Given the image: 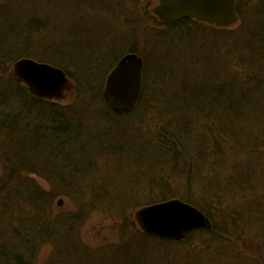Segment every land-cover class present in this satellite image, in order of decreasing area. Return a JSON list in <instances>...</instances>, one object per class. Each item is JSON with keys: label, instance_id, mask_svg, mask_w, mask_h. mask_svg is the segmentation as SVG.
<instances>
[{"label": "trees", "instance_id": "1", "mask_svg": "<svg viewBox=\"0 0 264 264\" xmlns=\"http://www.w3.org/2000/svg\"><path fill=\"white\" fill-rule=\"evenodd\" d=\"M87 1L78 0V5ZM110 1L94 3L101 10L103 4L113 6L112 17L119 19L125 0ZM4 2L0 0V136L5 139L0 143V157L6 166L0 178V228L7 229L1 231L5 236L0 241V264H34L38 241L53 230L54 237L75 232V220L70 218L73 214L81 217L87 201L92 206H110L107 208L113 211L112 206L125 202L145 206L179 198L210 219L209 230H195L179 240L160 239L139 230L132 245L137 253L142 247L147 256L132 259L131 264H168L169 258L180 264H247L243 247L264 248V0H237L240 23L228 34L216 29L212 35L200 21L180 18L162 22L148 15L142 0H127L134 28L141 24L155 28L144 40V48L151 46L152 53L141 54L145 60L141 95L127 115L114 112L103 97L104 79L125 53H109V43L104 48L102 42L97 46L85 38L79 18L77 25H70V44L75 48H67L63 54L55 51L53 57L43 60L75 80L80 94L72 107L35 94L18 76L7 79L11 63L36 59L29 41L17 47L18 38L27 40L36 31L44 32L48 21L33 24V18L39 17L35 13L24 16V20L16 14L9 17ZM143 14L155 25L143 23ZM98 15L99 19L105 16ZM192 32L195 35L190 39L183 37ZM176 33V39L168 41L169 49L163 48V37ZM197 41L203 52L201 61H188L180 53H188ZM209 43L214 48L211 59L206 57ZM15 48L24 51L14 53ZM136 48L132 45L128 52ZM66 57L76 65L77 77L63 66ZM73 60H86L84 70L79 71ZM190 65L193 70L183 72ZM99 72L106 75L93 91L90 83L99 78ZM147 80H151L149 88ZM135 119L145 123L140 129L153 122L141 138L133 133L137 129L131 121ZM123 122L127 127L122 128ZM151 144L160 150L151 153ZM122 176H131L127 194L116 181ZM35 177L42 178L48 188ZM59 192L74 195V207L78 204L79 209L71 214L56 211L54 202ZM86 193L89 196L82 202L81 195ZM20 218L33 231L12 225L20 224ZM61 243L66 246L65 237ZM150 243L153 251L160 249L158 255L150 254ZM173 243L185 248L184 258L162 249ZM123 253L127 259V252Z\"/></svg>", "mask_w": 264, "mask_h": 264}, {"label": "rangeland", "instance_id": "2", "mask_svg": "<svg viewBox=\"0 0 264 264\" xmlns=\"http://www.w3.org/2000/svg\"><path fill=\"white\" fill-rule=\"evenodd\" d=\"M91 1L92 2H89L88 0L87 3L82 6V4L78 5V0H5L3 4V9L4 11H6L7 16L13 17V15L16 14V15H19V17L22 18L23 20H24V16L26 15L30 16L33 13H35L39 17L38 19L33 18V24H38L39 21L41 22L44 19L45 21L46 20L48 21V23L46 21L47 24L45 25L44 32L40 30L36 31L33 34V36L30 38H27V40H26V37H23V38L19 37L18 39H20V42L16 43L17 47H21L24 44V42L29 41L31 45L30 47L34 51L32 53H34L35 58H36L34 59L38 62L48 63V61H43V60L45 59L49 60L47 56L50 55V57H53L54 55L53 53H55V51L58 54H63V52L68 51L67 48H70V50L75 48L74 46L70 44L71 42L70 35L72 34V29L70 25H72V28H73L75 25H77L76 22H78L79 20H81L82 28H84L82 31L84 37L88 39L90 38L91 40H93L94 43L96 42L95 45L97 46H98V41L100 43L102 42L103 44L102 46L104 48L105 47L107 48V45L109 43L110 46L112 45L111 51H110V48L107 49L109 53L114 52L115 55L120 54V53L121 55L122 53H136L139 56H141V54L143 55L144 53H147L148 55L152 53L151 49L153 48L151 46L144 48V40H145V37H149V35L151 34L152 31L150 29L153 30L155 28L154 27L149 28L147 26L144 27V24H141L142 26L138 25L137 28H134L135 25H131V18L128 16L131 11V3H127V0H125V2L123 1V4L121 3L122 7L120 9L119 19H116L115 18L116 15L112 17V11L115 10L113 9V6L111 5L106 6L105 4H103L104 6L102 5L101 6L104 7V9L102 8L101 10L100 5H97V3H94L95 0H91ZM156 2L157 0H142L141 2L142 7L145 10H147L148 8V15L150 14V15L155 16L151 11V7ZM143 8H142V11H144ZM100 11H103L104 13H101ZM93 13L95 15L94 17L92 16ZM98 14H105V16H103L104 18L99 19L100 17ZM143 15H144L142 18L144 20L143 23L155 25V22L152 21V18L149 19L147 14H143ZM111 18L115 22H113ZM73 22L75 25L73 24ZM201 23H203V27L207 34L208 33L214 34L216 32V29H218L219 31L224 29L225 33H227V31H230L232 30V28L236 27L240 23V21L238 19V22L236 24L229 26V27H216L212 24H208L205 22H201ZM33 28H37V27H33ZM194 35H195V32H192L191 35H185L183 37L186 39H190ZM176 37H177V33L173 34V36H169L168 34H166L163 37L166 40V43L163 42V48L169 49V44H170V42L168 43L169 39L172 38V41H174ZM150 42L152 43V41ZM132 45L137 47L136 48L137 51L133 50V51L128 52L129 48L131 49ZM172 47L175 48L174 45H172ZM96 49L97 47H95L94 51H97ZM125 49L126 51L124 52ZM10 50L8 52H10ZM21 51H24V48H15L14 53H18ZM107 51H104V52H107ZM206 51H208L206 57L208 56L211 59V55L213 56V52H214V48L211 43L207 45ZM173 53H175L176 55L175 51H173ZM201 53L203 52H201V49L199 48V43L197 41V44L193 48H191V50L188 53H180V54L184 58L188 57V61L194 60V61L200 62ZM68 60L69 59L67 57L62 60L63 66L65 67L67 73L71 74V76L73 75V77H77L76 75H78L77 73L78 69L76 65L74 66V64H72V62ZM73 62L77 63L79 67V71L84 70V67H85L84 62H86V60L85 61L73 60ZM144 62L145 60L143 59V63ZM148 62L150 64L153 63V61H150V58ZM95 63H97V61H95ZM112 63H110V65ZM13 67H14V63H11L9 65V68L7 69L8 71L7 79H9V77L12 78V76L16 78V76H14V73H13L14 72ZM108 68L109 67H107V69ZM96 69L97 68L93 67L94 73H97V71H95ZM192 70H193V67L190 65L186 67L183 72H190ZM98 75H99V78L98 76H96L92 80L93 82L90 83L91 89L93 88L92 89L93 91L98 90L99 88L98 82L99 83L101 82L103 75H106V73L99 72ZM105 79L103 82V88L105 86ZM146 85L149 88L151 86V80H147ZM79 94H77L75 80L69 79L65 87L61 89V96L59 97L54 96L50 99H53L51 101H54L58 105H61V106L64 105V107L66 106L72 107L77 102L76 96H78ZM76 107H79V111L82 110L81 106L76 105ZM130 112L123 114V115H127ZM131 117H136V116L131 115ZM118 121L119 120H116L115 122H118ZM131 122L133 123V127L137 129L133 133L135 135H140V138L142 134L147 132L146 129L149 130V128L152 127L153 125V122L150 121L149 123H146V126L144 125L146 129H143V128L140 129L139 127L145 123L139 124L137 123L139 121L136 122V119ZM121 123L122 121L120 122V124ZM95 126H96L95 123H93V128ZM125 127H127V124L123 122L122 128H125ZM114 133L118 134V131L115 130ZM0 137H1L0 138V143H1V140L4 141L5 137L3 136H0ZM3 141H2V145H4ZM152 141L154 140L152 139ZM117 145L119 146L117 142L114 143V146L117 147ZM150 147H151L150 152L153 154L157 153V151L160 150V149H156V147H158L157 144L155 145L151 144ZM162 159L165 160V158H162ZM5 166H6L5 161L3 160V158L1 159L0 157V178L2 177V174L5 170ZM182 166L183 165H179L178 168H182ZM168 167L169 166L167 165V168ZM35 178L37 182L44 189L48 188L47 183H45L42 178L40 177H35ZM116 181L118 182L117 184L120 185V187L124 190L123 191L124 194H127V191H128L127 188L128 186L131 185V176H122L119 179H116ZM121 188L118 190L115 189L116 190L115 192L117 193L115 192L114 193L118 195V193L121 191ZM188 192L192 193L190 188ZM86 194H87V197H84ZM86 194L81 195V198L83 200L82 202H85L87 200L89 195L88 193ZM198 195L200 194L198 193ZM75 201L77 200L74 199V195L67 196L64 192H59L55 198L54 207L56 211L59 210L64 214H71L73 213V211L74 212L76 211L75 209L77 208L79 209V206H80L77 204L75 208L74 207ZM94 205L95 206H92L87 201L83 207L84 213L81 215V217H79L78 214L72 215L70 220L71 219L75 220V225L77 226V230L75 232L73 233L68 232L67 235H64L63 237H60V236L54 237L52 236L53 231H54L53 230L52 232H49L52 234L48 235V237L46 235L43 238V240L40 239V242L38 241V247H37V251L35 254L34 264H122V260L126 259V258H123V255H124L123 252H127L126 264H128V262H130L131 264L132 259L134 261L135 259H138L137 257L145 258L147 256V253L144 251V249L141 246L140 247L142 251L140 253H137L136 251L137 248L134 249L132 245L133 239L138 238L137 232L140 230V228L137 226L134 220V213L138 208L144 205L142 206L134 205V204L131 205L125 202V204H122L123 206H120V204H115L114 206H112L113 211H111V208H107L110 206H101L99 204H94ZM118 208L121 209L120 212H115V209H118ZM19 220L21 222L20 224H14L13 222H11L12 225H16V226L22 225V228L26 229L28 227L27 225L28 222L25 219L21 220V218ZM6 229L7 227L5 229L0 228V236H1L0 241H3L4 240L3 237L5 236L3 235V232L1 231L6 230ZM26 230L33 231L31 226L27 228ZM64 237H65V242L66 241L68 242L65 247H63L61 243ZM194 239L198 240L199 238L195 237ZM182 244L189 246L190 243L183 242ZM182 244L181 243L167 244L164 247H162V249L167 248L169 249L170 252H174L176 253V255L181 254L180 256H183L184 258L186 254H183L185 248L182 246ZM152 247L153 246L150 243V249H149L151 250L150 254L154 252V254L158 255L160 252V249L158 250L154 249L153 251ZM178 250L179 252H176ZM257 250L260 253L257 252ZM241 253H243V257L246 259L247 264H264V248L263 247L262 248H253V247L250 248L246 246L242 248ZM171 261H172V264H180L179 261H177L176 259H171V258L167 259L166 263L169 264V262Z\"/></svg>", "mask_w": 264, "mask_h": 264}, {"label": "water", "instance_id": "3", "mask_svg": "<svg viewBox=\"0 0 264 264\" xmlns=\"http://www.w3.org/2000/svg\"><path fill=\"white\" fill-rule=\"evenodd\" d=\"M236 5L237 0H157L151 11L162 22L192 18L229 27L239 19ZM13 68L16 77L45 98L57 96L69 81L61 68L32 59H20ZM142 70V57L125 53L109 71L103 97L114 112L133 110L142 91ZM134 220L143 233L165 240H179L192 231L211 228L210 219L200 209L179 198L142 206L135 211Z\"/></svg>", "mask_w": 264, "mask_h": 264}, {"label": "flooded vegetation", "instance_id": "4", "mask_svg": "<svg viewBox=\"0 0 264 264\" xmlns=\"http://www.w3.org/2000/svg\"><path fill=\"white\" fill-rule=\"evenodd\" d=\"M38 95V94H37ZM57 96L59 97V96H61V90L59 91V93L57 94ZM56 96V97H57ZM54 97V96H53ZM43 98H45V97H43ZM109 105V104H108ZM110 106V105H109ZM111 107V106H110Z\"/></svg>", "mask_w": 264, "mask_h": 264}, {"label": "bare ground", "instance_id": "5", "mask_svg": "<svg viewBox=\"0 0 264 264\" xmlns=\"http://www.w3.org/2000/svg\"><path fill=\"white\" fill-rule=\"evenodd\" d=\"M64 71V70H63ZM65 72V71H64Z\"/></svg>", "mask_w": 264, "mask_h": 264}]
</instances>
